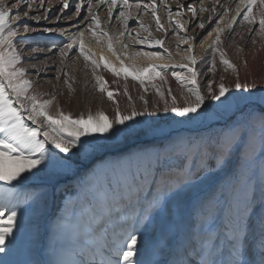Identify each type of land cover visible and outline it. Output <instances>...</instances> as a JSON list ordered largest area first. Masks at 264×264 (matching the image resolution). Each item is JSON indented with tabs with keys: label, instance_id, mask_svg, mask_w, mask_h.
<instances>
[{
	"label": "rangeland",
	"instance_id": "1",
	"mask_svg": "<svg viewBox=\"0 0 264 264\" xmlns=\"http://www.w3.org/2000/svg\"><path fill=\"white\" fill-rule=\"evenodd\" d=\"M78 1L68 0L70 8L64 9L63 12L60 11L63 5L58 0L54 6L52 5L54 1L44 0L42 7L39 1H36L34 9L29 11V16H34L38 9H40V14L52 6L47 19L39 20L38 24L26 21L17 24L21 29L23 23L37 29L32 32L31 36L23 31L19 34V31L13 38L21 55V63L18 66L26 69L25 78L33 83L30 92L39 93L42 100L55 97L52 110L54 111L59 106L65 113H71L73 118L81 113L87 115L89 111L93 114L97 111H104L109 119H112L117 104L122 114H126L131 111L132 106H135L137 111H143L145 101H147L148 112L155 111L156 114L136 119L150 122L155 130L147 135H133L127 139L113 140L100 150L91 152L87 156L74 158L72 171L66 175L39 173L19 184L16 181H13L12 185H4V182H0V187L4 188V191H0V204L15 208L18 211L17 220L22 225L19 231L15 228L13 230L16 235L13 244L5 241L8 250L0 253V262L2 264H109L115 252L114 246H120L123 235H126L128 231L122 229V235L120 234L111 241H104L105 238L101 232L107 221H114L117 215L121 214L129 216V230L133 225L139 229V232L135 233L138 234L139 240L136 245L137 252L133 258L134 264L137 260L140 264H185L184 237L194 233L197 220L195 210L212 196L218 186L224 185L226 190H231L233 186L231 182L240 171V153L244 150L246 136L241 140L239 149L234 152L228 168L210 173L207 179L197 186L185 188L178 194L169 196L162 207L150 213L147 221L144 220L148 206L146 199L151 200L156 194L157 181L160 179L159 173L155 177H149L146 183L140 185L141 190L138 195H129L125 187L128 182L129 168L133 171L139 170L143 175V163L137 161L136 157L144 149L164 145L172 140L194 141L200 138L215 137L222 130L236 124L244 125L255 133L254 147L258 152L262 111L259 102L261 98H264V47L261 46L262 42L258 39L255 45L252 43L255 33L247 31L248 26L240 23L243 19L242 14L237 16V21L233 24L231 31L226 30L222 33L221 47L226 52V58L237 65L240 82L257 85L251 94L243 90L236 92L234 84L237 74L230 69L225 71V66L220 63L219 55L215 57V70L209 71L212 67V51L207 48V45L214 38V33L213 37H209L208 33L216 26L215 21L222 15L227 20L235 14L234 10L238 0H164V3L159 1L156 5V15L163 25L162 30L156 27L149 3L147 9L140 8L144 13L137 14L129 8L131 17L126 25L128 28L126 34L123 33L126 31L123 28L125 25L120 22L112 41L98 31L94 37L92 36L101 50L109 51L118 59L119 62L114 67L117 71L121 68V62L125 67L135 64L146 69L139 73L144 81L141 85L139 80L133 79L134 74L130 68L129 75L125 78L123 72L120 75H114L106 68L105 59L100 63L97 61L99 67L96 68V73L104 78L108 90L113 92V99L110 100L106 93L98 90L92 74L91 62L85 61L84 57L79 54L78 47L70 50L66 57L62 58L59 54V48L68 43L71 34L75 35L83 31L84 37L87 36L86 23L89 20H85L83 24L80 23V20L88 16L86 1L80 16L73 17L72 21L66 19L74 11V3ZM13 2L7 1L9 6ZM164 4L169 7L166 8ZM189 4L196 10L195 22L192 19L193 12L187 7ZM201 7L207 10L200 11ZM225 8L229 10L226 15ZM21 9L27 10L23 4ZM169 10L173 15L172 21L168 19ZM106 12V9L102 8L95 12L98 16L102 15L101 28L105 27L104 21L108 16ZM57 15L61 19L56 20L55 25H48V22ZM209 16L211 20L208 19ZM201 17L205 27L203 29L197 27L199 35L194 43L185 42L183 38L188 36L192 23L194 22L193 28L196 27ZM176 19L188 23L180 28L175 24ZM141 23L147 25V30L141 28ZM44 28H64L66 31L61 35L59 32H44ZM137 32H139V38H146L147 41L161 39L163 47L155 43H138ZM89 41L84 42L85 51L94 56L93 51L86 44ZM201 41L204 43L202 44ZM109 42L112 44L111 49L107 46ZM192 44L194 51L192 55L197 57V63L190 66L198 72L197 82L201 92L207 94L208 81H212L213 91L218 92L220 78L223 77L225 85L232 89L226 96L230 99L235 97L238 100V103L234 102L224 106L219 101L206 100L205 105L199 111L207 115L194 121L171 112H163L164 99L168 100L171 105V97L175 96L177 103L182 105L183 96L187 95V87L183 86L185 82L177 81L173 72L181 76L187 74V69L174 65L187 63L185 57L188 55L189 45ZM237 46L241 51H237ZM32 48L44 51L33 53ZM145 52L150 55H135V53ZM169 54L171 59H169ZM245 60L247 64L243 63ZM150 64H167L168 68L156 69L159 75H155L153 69L149 67ZM57 69H60L59 79H57ZM105 71L111 74L110 80L105 77V73L103 74ZM65 73L68 74L69 82L72 84L71 91L64 82ZM150 77L154 78L150 79ZM125 85L128 95L124 94ZM157 89L164 94V99H161ZM169 90L171 96L168 94ZM128 96L131 97V101ZM141 96L144 100L140 99ZM23 114L26 117L27 114ZM189 115L195 116L196 114ZM25 122L31 124L30 121L25 120ZM56 151L59 152V150ZM60 155L65 154L60 153ZM251 164L258 178L261 161L257 157L251 161ZM260 239V209L257 208L249 222L245 252L251 264L259 262ZM223 258L227 260L226 249ZM193 259H196L194 255Z\"/></svg>",
	"mask_w": 264,
	"mask_h": 264
},
{
	"label": "snow or ice",
	"instance_id": "2",
	"mask_svg": "<svg viewBox=\"0 0 264 264\" xmlns=\"http://www.w3.org/2000/svg\"><path fill=\"white\" fill-rule=\"evenodd\" d=\"M39 2L42 7L44 0H39ZM59 2L63 5L60 9L61 12L70 8L68 0H59ZM160 2L164 3V0H160ZM22 4L27 10L21 9ZM35 4L36 0H14L9 7L6 0H0V182H4V185H12L13 181L19 184L39 173L66 175L72 171L74 158L87 156L91 152L106 147L113 140L127 139L133 135H147L155 130L150 122L136 119L137 117H150L156 114L155 111L148 112L147 101H145L143 111H137L135 106H132L131 111L126 114H122L117 104L112 119H109L104 111H97L95 114L89 111L87 115L81 113L73 118L71 113H65L59 106L54 111L52 110L55 97L42 100L39 93L30 92L33 83L25 78L26 69L18 66L21 63V55L13 38L21 30L14 22H22V18L29 17V11L33 9ZM100 4L107 6L109 18L112 17L113 8L118 6L117 0H96V5H94L93 0H86L88 16L80 20V23L83 24L90 16L89 30L93 31V35L96 34L95 30L100 24V19L93 9ZM83 6V0L74 3V11L66 19L72 21L73 17L80 16ZM150 6L157 29L162 30L163 25L156 15V0H150ZM164 6L169 7L167 4ZM119 7L120 12L116 19L126 26L131 15L128 9L133 7L139 9L142 5L139 3L129 5L128 0H120ZM143 7L147 9L149 5H143ZM187 7L189 11L195 14L196 10L191 4ZM13 10L17 11L13 14ZM206 10L204 7L200 8V11ZM228 11L225 8V15ZM234 12L235 14L227 20H225V16H220L215 21L216 26L208 33L209 37H213V33L215 34L207 45V48L212 51V67L209 71L215 70V57L219 55L220 63L225 66V71L230 69L237 74L234 84L235 91L243 90L245 93L251 94L257 85L256 83L240 82L237 65L226 58V52L221 47L223 43L222 33L226 30L231 31L233 24L237 21V16L242 14L243 19L240 23L248 26L247 31L255 33L252 37V43L255 45L259 39L262 42L261 46L264 47V0H238ZM167 14L169 21H172V12L169 10ZM31 19L39 21L47 19V16L34 15L31 16ZM55 19L60 20L61 17L57 15ZM208 19L211 20V16ZM185 23L187 22L175 20V24L180 28H183ZM140 26L147 30V25L141 23ZM199 27L203 29L204 23L201 22ZM22 31L29 33L35 32L37 29L23 23ZM43 31L64 34L66 30L64 28H44ZM99 31L105 36L108 35L103 32V29H99ZM136 35L139 38V32ZM83 37V31L69 37V42L59 48V54L62 58L66 57L70 50L78 47L79 54L84 57L85 61L91 62L92 74L98 90L106 93L107 97L112 100L113 92L108 90L104 78L96 73L99 64L89 52L85 51ZM183 39L187 42L194 40L195 37L185 36ZM137 42L140 44L155 43L163 47L161 39L147 41L146 38H139ZM201 43L204 42L201 41ZM107 46L111 49V42ZM41 51L44 50L31 49L33 53ZM47 51H51V49H47ZM237 51H241L239 46H237ZM135 55L149 56L150 54L145 52L135 53ZM169 59H171L170 54ZM185 60L187 63L174 66L187 69V74L181 76L173 72L176 80L184 81L183 86L187 87V95L183 96V104H178L177 98L172 96L171 105H169L168 100L164 99V94L157 89L161 99H164V113L171 112L179 117L194 121L207 115V113L199 111L205 105L206 100L210 102L219 101L222 106L234 102L238 103L235 97L230 99L226 96L232 89L225 85L223 77L220 78L218 92L213 91L212 81H208L207 94L201 92L197 82L198 72L190 66L197 63V57L192 55L191 45ZM243 63L247 64V61L245 60ZM105 67L114 75H120L123 72L125 78L129 75L130 68L134 74L133 79L139 80L141 85L144 83L139 73L146 69L138 65L132 64L125 67L121 62V68L117 71L116 68L105 62ZM149 67L153 69L155 75H159L156 69L164 70L168 68V65L150 64ZM59 78L60 69H57V79ZM161 79L164 78L161 77ZM64 82L71 91L72 84L69 82L67 73H65ZM124 94L128 95L126 85ZM168 94L171 96L170 90ZM222 98H224L223 101ZM128 99L131 101L130 96ZM140 99L144 100V97L141 96ZM259 103L262 106V111L260 113L261 127L258 152L254 147L255 133L244 125L236 124L231 128L222 130L215 137L200 138L194 141L188 139L172 140L164 145L144 149L136 157L137 161L143 163V175L139 170L133 171L129 168L128 182L125 185L129 195H138L141 190L140 185L146 183L149 177H155L159 173L160 179L157 181L156 194L151 200L146 199L148 206L144 220L147 221L150 218V213L162 207L169 196L178 194L185 188L197 186L207 179L210 173L228 168L234 152L239 149L241 140L246 136L244 150L240 153V171L231 182L233 185L231 190H226L224 185L218 186L212 196L195 210L197 220L194 233L184 237L185 264H251L246 258L245 252L249 222L257 208L260 209L261 229L258 264H264V98H261ZM23 113L27 114L26 117ZM25 120L30 121L31 124L26 123ZM60 153L65 155H60ZM257 157L261 161L258 178L255 168L251 164V161ZM0 191H4V188L0 187ZM17 217L18 211L15 208H8L6 205L0 204V253L8 250L6 240L8 244L15 242L16 235L13 230L15 228L19 231L22 227ZM138 232L139 229L133 225L127 234L123 235L120 248L115 254L116 259L109 261V264H134L133 258L137 252L136 245L139 240L138 234L135 233ZM225 249L227 260L223 258ZM193 255L196 259H193ZM135 264H140V262L137 260Z\"/></svg>",
	"mask_w": 264,
	"mask_h": 264
},
{
	"label": "bare ground",
	"instance_id": "3",
	"mask_svg": "<svg viewBox=\"0 0 264 264\" xmlns=\"http://www.w3.org/2000/svg\"><path fill=\"white\" fill-rule=\"evenodd\" d=\"M8 0H6V2H7ZM12 1H14V0H9V2H12ZM36 1H39V0H36ZM52 1H54L53 3H52V5L54 6V5H56L57 4V0H52ZM59 1V0H58ZM85 1L86 0H83V3H85ZM96 0H93V3H94V5H96V2H95ZM128 1H130V2H128L129 3V5H136V4H141L142 5V7H143V5H147L148 3H149V5H150V0H128ZM160 0H156V5H157V3L159 2ZM78 2H81V0H79ZM221 2V1H220ZM225 3V2H224ZM39 4H40V2H39ZM119 4H120V0H117V7H115V8H113V12H112V17L111 18H109V16H107V18H106V20L104 21V26L105 27H103L102 26V28L100 27L101 26V23H102V21H103V18H102V15L100 16H98L97 15V13H95L98 17H99V19H100V24H99V26H98V28L95 30V31H98V32H100L99 31V29H103V32H106L108 35V40L110 41H112L113 40V37H114V35L116 34V32H117V25L118 24H120V20H118V19H116V17L119 15V12H120V7H119ZM9 7H11V6H9ZM83 7H85V6H83ZM82 7V8H83ZM141 7V8H142ZM39 8H41V7H39ZM50 8H52V6L50 7ZM49 8V9H50ZM106 9V13H107V15H108V9H107V6L106 5H104V4H100V5H98V6H95L94 7V9H93V11L94 12H96L97 11V9ZM34 9V8H33ZM37 9V8H36ZM49 9H45V10H43V12L42 13H40L39 14V10L40 9H38V12L37 13H35L34 15H42V16H48V14H49ZM84 9V8H83ZM82 9V10H83ZM131 10L133 9L134 10V12H136L137 14L138 13H144L143 11H141L140 10V8L139 9H137V8H130ZM143 9H145V8H143ZM132 10V11H133ZM15 11H17V10H13V14H14V12ZM35 11V10H34ZM102 13V12H101ZM131 17V16H130ZM134 17V16H133ZM194 17H195V14L193 15V20H194ZM87 20H89L87 23H86V28L88 29V32H87V36L86 37H83V41L85 42L86 40H90L88 43H86L87 44V46H89L90 48H91V50L93 51V57L100 63L102 60H101V57H103V59H105V61L107 62V63H109L112 67H115V66H117V63L119 62L118 61V59H116L113 55H112V53H110L109 51H105V50H101L98 46H97V44L95 43L96 42V39H93V37H94V35H93V31H91V30H89V25L91 24V17L89 16L88 17V19ZM86 20V21H87ZM114 20V22L112 23V21ZM24 21H26V22H33V23H37L38 24V22L39 21H34V20H32L31 19V17L29 16V17H24V18H22V22H24ZM44 21V20H43ZM22 22H14L15 24H20V23H22ZM56 19L54 18V19H52L51 21H49L48 22V25H55L56 23ZM194 22H195V20H194ZM194 22L192 23V25H191V27H190V29H191V31H189V33H188V36H190V37H195V39L198 37V35H199V32L197 31V27H199V24L202 22V17L201 18H199V21H198V23L195 25L196 27H194L193 28V25H194ZM188 23V22H187ZM120 26H122L123 27V25H120ZM124 28V30L126 29V31H124L123 33L124 34H126L127 33V30H128V28L125 26V27H123ZM20 33H22V29L20 30V32H19V34ZM29 34H30V36H31V34H33L32 32H29ZM97 34V33H96ZM95 34V35H96ZM129 34V33H128ZM62 35V34H61ZM89 35V36H88ZM101 35V34H100ZM71 36H74V34H71ZM84 36H85V34H84ZM93 36V37H92ZM65 37V36H64ZM63 37V38H64ZM195 39L194 40H191V42H193L194 43V41H195ZM68 42H69V38H68ZM94 44H96V45H94ZM152 44V43H151ZM154 46V45H153ZM157 46H159V45H157ZM157 46H155V47H157ZM190 46V45H189ZM191 48H192V53L194 52L193 51V44L191 45ZM104 61V60H103ZM98 63V64H99ZM101 65V64H100ZM49 72V71H48ZM107 71H105V72H103V74L105 75V77L106 78H108V80H110L111 79V74L109 75V73H106ZM124 217H126V218H124ZM129 216H124V215H121V214H119V215H117V218L114 220V221H107L106 223H105V226L103 227V229H102V234L104 235V238H105V240L104 241H108V240H113V239H115L116 237H119V235L121 234L122 235V233H123V230H127V231H129V227H128V222H129ZM123 229V230H122ZM122 230V231H121ZM112 243H114V242H112ZM116 244V243H115ZM120 244V243H119ZM117 246V245H116ZM119 248H120V246L118 245L117 247H115L114 246V250H115V252H114V254L112 255V259L111 260H115L116 259V252L119 250ZM98 262H100V261H98ZM103 263V262H102ZM106 263V262H105ZM94 264V263H93Z\"/></svg>",
	"mask_w": 264,
	"mask_h": 264
}]
</instances>
